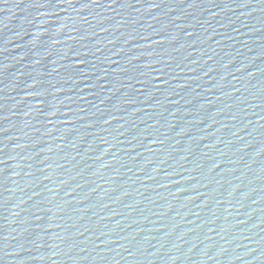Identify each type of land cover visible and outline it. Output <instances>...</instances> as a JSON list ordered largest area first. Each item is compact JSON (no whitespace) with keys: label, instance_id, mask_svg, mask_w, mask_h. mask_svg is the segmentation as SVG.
<instances>
[{"label":"water","instance_id":"95a60500","mask_svg":"<svg viewBox=\"0 0 264 264\" xmlns=\"http://www.w3.org/2000/svg\"><path fill=\"white\" fill-rule=\"evenodd\" d=\"M0 264H264V0H0Z\"/></svg>","mask_w":264,"mask_h":264}]
</instances>
